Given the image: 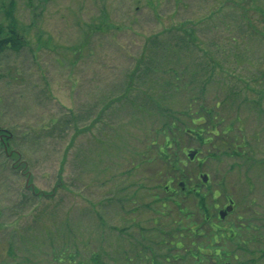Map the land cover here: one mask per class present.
Here are the masks:
<instances>
[{
	"label": "rangeland",
	"instance_id": "1",
	"mask_svg": "<svg viewBox=\"0 0 264 264\" xmlns=\"http://www.w3.org/2000/svg\"><path fill=\"white\" fill-rule=\"evenodd\" d=\"M9 26L0 264H264V0H0Z\"/></svg>",
	"mask_w": 264,
	"mask_h": 264
},
{
	"label": "trees",
	"instance_id": "2",
	"mask_svg": "<svg viewBox=\"0 0 264 264\" xmlns=\"http://www.w3.org/2000/svg\"><path fill=\"white\" fill-rule=\"evenodd\" d=\"M0 32H2V28L0 27ZM3 33V32H2ZM1 33V34H2ZM3 38H0V50L3 49V47H8L10 49H13V50H18L22 44V41L20 40V38L17 36V34L15 33L14 31V27L13 26H9V30L8 32H6L4 35H2ZM208 110V109H207ZM207 112V111H206ZM208 114L211 115V110H209L207 112ZM207 114V115H208ZM204 118V117H203ZM205 119V118H204ZM210 119H213V117H209L208 120L211 121ZM206 126L210 128V134H212L213 136H216V133H215V128L217 127L215 123H211V124H207L206 123ZM232 145L231 144H228V147H231ZM236 151L235 150H232L231 153H235ZM164 151H162L161 154H163ZM164 155V154H163ZM209 180V179H208ZM208 182V181H207ZM206 183V182H205ZM35 194V193H34ZM33 194V196H34ZM23 195V198L25 199L26 198V195H24V193L21 194V196ZM31 195V194H30ZM36 195V194H35ZM199 203L204 211V213H206L207 209L204 208L203 206V198L202 196L200 197V200H199ZM206 219L208 220L209 217H206ZM193 233H195L193 231ZM12 250V249H10ZM70 259H72V256L70 257ZM91 262L92 264H104L103 261H101L96 255H92L91 257Z\"/></svg>",
	"mask_w": 264,
	"mask_h": 264
},
{
	"label": "water",
	"instance_id": "3",
	"mask_svg": "<svg viewBox=\"0 0 264 264\" xmlns=\"http://www.w3.org/2000/svg\"><path fill=\"white\" fill-rule=\"evenodd\" d=\"M11 137V134L6 132L5 130H1L0 129V145L2 146V149L4 151V153L7 155V156H10L11 155V151L9 150L8 146H9V142L7 140H9V138ZM195 156V152L194 151H191V152H188V157L190 159H192L193 157ZM200 179L202 180V183L203 182H207L208 180V175L206 174H201L200 175ZM33 193L35 194H39L41 192H35L34 189H32ZM229 204L227 206H225L223 209H220L219 212L217 213L218 214V217L220 219H223L225 217V215L227 214V212H230L232 210V200H230L228 202Z\"/></svg>",
	"mask_w": 264,
	"mask_h": 264
},
{
	"label": "flooded vegetation",
	"instance_id": "4",
	"mask_svg": "<svg viewBox=\"0 0 264 264\" xmlns=\"http://www.w3.org/2000/svg\"><path fill=\"white\" fill-rule=\"evenodd\" d=\"M230 200H231V199H229L228 202H229ZM228 202H226L227 204H226L225 206H227V205L229 204ZM233 202H234V201H232V203H233ZM225 206H224V207H225ZM224 207H223V208H224ZM233 209H234V203L232 204V210H231L230 212H227V214L225 215V217H226L229 213H231V212L233 211ZM219 210H220V209H219ZM219 210H218V212H219ZM218 212H217V213H218ZM217 213H216V214H217ZM217 216H218V214H217ZM225 217H224V218H225ZM218 218H219V217H218ZM224 218H223V219H224ZM219 219H220V218H219ZM232 236H233V234H232ZM232 236H231V237H232ZM214 241H215V240H214ZM225 264H227V263H225Z\"/></svg>",
	"mask_w": 264,
	"mask_h": 264
}]
</instances>
